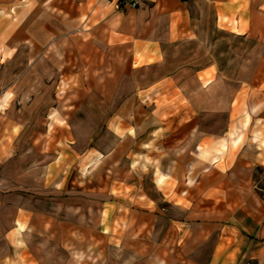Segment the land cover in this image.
Masks as SVG:
<instances>
[{"label":"crops","instance_id":"0c3cea01","mask_svg":"<svg viewBox=\"0 0 264 264\" xmlns=\"http://www.w3.org/2000/svg\"><path fill=\"white\" fill-rule=\"evenodd\" d=\"M116 3L0 0V264H264V0Z\"/></svg>","mask_w":264,"mask_h":264},{"label":"rangeland","instance_id":"374dc122","mask_svg":"<svg viewBox=\"0 0 264 264\" xmlns=\"http://www.w3.org/2000/svg\"><path fill=\"white\" fill-rule=\"evenodd\" d=\"M63 172L64 170L60 171V169H56L52 172L53 173L52 181L53 183H56V186H58L59 182H62V179L64 178ZM74 175L75 174L73 173L70 174L68 172L67 175H65V180L63 184L64 185L70 184L74 180ZM70 177L71 179H69ZM64 185L62 186L61 189H63ZM71 192H73L72 195H74L75 193L74 190H72ZM41 208L42 210L47 211L48 204L46 203L45 206H42ZM77 217L78 219H80L79 221L76 218H72V222H68L65 219L58 221V222L69 223V226H71L72 229L74 230L70 235L69 234L65 235L64 240L58 234H55V235L52 234L50 236V242L52 243L51 244L52 248L50 247L49 250L45 251L44 255L49 254L53 259H55L56 262L54 264H63L64 262H66L67 264L69 263L71 264H96L97 254H99V252H97L99 249H96V246L102 245V244L106 245L110 240V239L108 240V237H109L108 235L106 234L104 235L100 232L101 229L100 231L98 230V228L96 231L95 229L82 230V229H85L84 226H81V227L79 226V225H85L90 228L100 227V222L99 223L96 222L98 218L95 217V214L91 212L90 209L87 210V214L85 216L83 215L81 217L79 216ZM104 217H105L104 219L107 220L106 213ZM75 222H79V223H75ZM106 225L107 223H105V226ZM101 227L102 229L104 228L103 225ZM58 236L59 238H61V240L58 239ZM43 237L45 240L49 241V235L45 234ZM86 243H87V247H85ZM89 243H91V245L88 247ZM100 253L101 254L104 253L105 254L104 257H106L109 254L111 255V250L110 249H108L107 251L101 250ZM122 257L123 256L121 255L120 258ZM41 258H43L42 253H41ZM43 262H46V261H43ZM32 263H33L32 261H29V263H22V264H32Z\"/></svg>","mask_w":264,"mask_h":264},{"label":"built area","instance_id":"2783aa9c","mask_svg":"<svg viewBox=\"0 0 264 264\" xmlns=\"http://www.w3.org/2000/svg\"><path fill=\"white\" fill-rule=\"evenodd\" d=\"M151 2L152 0H117L116 8L118 11L136 10Z\"/></svg>","mask_w":264,"mask_h":264}]
</instances>
